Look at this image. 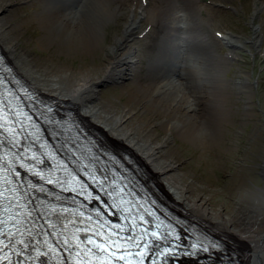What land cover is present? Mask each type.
<instances>
[{
    "label": "bare ground",
    "instance_id": "bare-ground-1",
    "mask_svg": "<svg viewBox=\"0 0 264 264\" xmlns=\"http://www.w3.org/2000/svg\"><path fill=\"white\" fill-rule=\"evenodd\" d=\"M133 1L140 6L132 7L130 12L137 14L135 10L140 8L141 15L126 22L127 30L123 36L117 37V42L129 49L109 63L104 75L119 81L132 71L134 51L129 43L133 28L140 24L141 19L156 28L157 33L164 23V27L171 29L165 39L178 36L182 48L178 65L167 63L172 67L180 66L183 72L180 78L170 72L172 74L152 79L147 83L148 88L139 87L140 100L154 102L166 115L167 120L161 126L168 134L176 130L183 139L202 148L220 144L218 135L228 114L224 93L229 84L219 71L204 67L205 52L199 49L204 40L189 34L193 28L203 25L194 15L195 11H203L213 19V10L200 6L205 0H184L183 6L179 5L180 0H151L150 13L143 7L147 0H40L37 17L44 31L40 44L44 48L54 43L70 47L75 44L81 54L94 55L107 38L103 32L110 29L114 19L120 20L121 10ZM1 4L0 0V89H10V93L16 96L15 103H21L25 112L35 117V130L41 140H50V134H53L51 126H58L62 129L59 133L62 138L54 140V144L67 152L70 161L81 158L80 163L86 171L91 172L98 167V170L109 172L105 175L108 179L102 184L97 183L99 187H95L93 192L95 199L101 203L110 202L112 198L109 195H117L119 179L121 183L128 181L136 194L146 196L151 203H158L164 226L169 224L164 231L173 243L172 255L180 264H264V231L260 226L237 225L221 211H213L204 198L190 195L188 187L171 176L175 165L162 160L161 144L152 142L151 132H142L143 128L139 126L135 133L126 125L127 114L134 107L124 117L91 102L94 89L100 82L92 78L95 71L76 76L67 74V71L51 74L36 70L29 56L17 49L9 26L1 21ZM210 10L211 15L208 13ZM150 36L156 40V35ZM221 36L227 41L230 39L226 35ZM192 42L195 51L188 53L184 44ZM187 71H192L193 76L184 74ZM134 76L135 83L139 85V76L133 73ZM143 78L151 79L148 73ZM208 82L214 84L213 88L207 85ZM206 87L211 91H206ZM205 95H208L209 113L200 116L202 109L199 103ZM136 194L130 195V199L134 202L136 198L142 203V198ZM262 203L264 205V199ZM174 258L169 257V260Z\"/></svg>",
    "mask_w": 264,
    "mask_h": 264
},
{
    "label": "rangeland",
    "instance_id": "rangeland-1",
    "mask_svg": "<svg viewBox=\"0 0 264 264\" xmlns=\"http://www.w3.org/2000/svg\"><path fill=\"white\" fill-rule=\"evenodd\" d=\"M150 1H145L147 5L143 6L149 13L152 11ZM185 2L180 0L179 5L183 6ZM1 3V21L9 26L17 49L29 56L36 70L51 74L67 71L76 76L95 71L92 78L100 82L91 102L124 117L134 107L127 114L126 125L135 133L139 126L143 128L142 132H151L152 142L161 144L162 160L175 165L171 176L187 186L190 195L204 198L213 211H221L237 225H256L264 231V0H205L200 6L212 9L214 15L211 10L208 13L213 19L203 11L193 12L203 25L193 28L189 34L204 40V44L199 43H202L199 49L206 56L203 65L208 70L219 71L229 84L224 93L228 114L218 135L220 144L203 148L183 139L176 130L168 134L161 126L167 120L166 115L154 102L140 100L141 89L150 87L147 83L152 79L172 73L180 78L183 72L180 66L172 67L167 63L178 65L182 48L178 36L165 39L171 29L164 27L163 21L158 33L143 19L133 28L129 45L134 51L131 56L134 72H128L119 81L104 75L109 63L129 49L118 43L117 37L127 30L126 22L141 15L140 8L135 10L137 14L130 12L132 7L140 6L138 3L133 1L121 10L125 18L120 16L119 21L113 20L110 29L103 32V36L107 35L104 44L91 56L81 54L75 44L71 47L61 43L49 44L46 48L41 46L44 31L37 17L40 0H1ZM150 35H156V40ZM221 35L230 37L229 41ZM193 44H184L188 53H194ZM191 72L184 74L192 75ZM133 73L139 76V85L135 83ZM146 73L151 79L143 78ZM207 85L214 86L211 82ZM210 88L205 89L211 91ZM207 103L208 95H205L199 103L200 116L209 113Z\"/></svg>",
    "mask_w": 264,
    "mask_h": 264
}]
</instances>
